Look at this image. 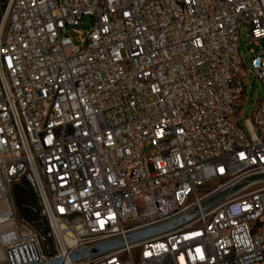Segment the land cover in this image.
Returning <instances> with one entry per match:
<instances>
[{"label": "built area", "instance_id": "1", "mask_svg": "<svg viewBox=\"0 0 264 264\" xmlns=\"http://www.w3.org/2000/svg\"><path fill=\"white\" fill-rule=\"evenodd\" d=\"M245 25L264 89V0H0V264L31 243V264H264V98L240 126ZM23 177L53 257L18 216Z\"/></svg>", "mask_w": 264, "mask_h": 264}, {"label": "water", "instance_id": "2", "mask_svg": "<svg viewBox=\"0 0 264 264\" xmlns=\"http://www.w3.org/2000/svg\"><path fill=\"white\" fill-rule=\"evenodd\" d=\"M26 177V176H25ZM25 177L22 178V181L20 184H17L14 186V190L16 188L15 191V202H16V206L18 208V211L20 212V208H19V196L20 197H24L25 194L29 193L32 195V197L34 198V200L37 199L38 201V206L37 210L40 212V221H36L34 224V227L38 230V233L41 237V241L44 245L45 248V252L46 255L48 257H53V255H56L57 252L55 250H53V245H52V240H51V235H50V230L48 227V223H47V219L46 217H42L41 216V212H42V205L40 200L38 199V197L35 195L31 184L25 179ZM231 195V192H226L224 194L218 195L217 197L213 198L212 200L208 201L203 207L202 210L203 211H208L210 209H212L213 207L217 206L218 204L222 203L223 201H225L229 196ZM23 214L22 216H28V217H32L33 216V211L32 210H28L25 207H23ZM21 214V213H20ZM198 216V211H192L190 213H188L187 215L164 225L158 226V227H154L145 231H141L135 234H132L130 236H128L126 238V243L127 244H134L140 241H144L153 237H156L158 235H162L165 234L167 232L173 231L187 223H189L190 221H192L194 218H196ZM21 218V217H20ZM124 246V241L119 239V240H115L106 244H102L99 246H95L92 247L90 249H87L86 251L82 252H78L75 254H72L69 259L71 263H78L81 262L83 260H87L108 252H111L113 250H116L118 248H121ZM10 260L12 264H31L34 262L38 261V256L36 254L35 248L33 243L13 249L8 251ZM43 264H63L62 260H52Z\"/></svg>", "mask_w": 264, "mask_h": 264}, {"label": "rangeland", "instance_id": "3", "mask_svg": "<svg viewBox=\"0 0 264 264\" xmlns=\"http://www.w3.org/2000/svg\"><path fill=\"white\" fill-rule=\"evenodd\" d=\"M90 25H91L90 19L86 18L83 21L80 29L84 32L88 31L90 29ZM248 28L249 27L245 25L239 30V34H240L239 52L243 60L242 76L245 78L246 85H247V90L245 93V102H244L245 108H244V112L241 113L240 115L241 117L240 126H243L244 120L252 118V115L256 111L259 102L264 98V89L261 83L256 81L254 75L250 73V63L252 60V55L250 53V50H252L254 53L257 54L261 51V48L260 46H256L254 44L247 46L251 42ZM74 44L76 46H80V43L77 40H74ZM263 48H264V44H263ZM142 153L144 156L150 157L153 153V148L146 146L143 149ZM14 198H15V192H14ZM17 211H18V208H17ZM18 216L20 218L19 211H18Z\"/></svg>", "mask_w": 264, "mask_h": 264}, {"label": "trees", "instance_id": "4", "mask_svg": "<svg viewBox=\"0 0 264 264\" xmlns=\"http://www.w3.org/2000/svg\"><path fill=\"white\" fill-rule=\"evenodd\" d=\"M16 188H15L14 192L16 191ZM19 208H20V213H21L20 214L21 219L24 220L25 222H27L30 226L34 227L35 222L40 221V212L37 211L35 208H33V210H32L33 211L32 217L22 216L24 210H23V205L20 202H19Z\"/></svg>", "mask_w": 264, "mask_h": 264}, {"label": "flooded vegetation", "instance_id": "5", "mask_svg": "<svg viewBox=\"0 0 264 264\" xmlns=\"http://www.w3.org/2000/svg\"><path fill=\"white\" fill-rule=\"evenodd\" d=\"M18 200L23 205V207H25L28 210L29 209L33 210V208H35L37 210L36 206H38V208H39L37 199L34 200L32 195L29 193L25 194V196L23 198L19 196Z\"/></svg>", "mask_w": 264, "mask_h": 264}]
</instances>
